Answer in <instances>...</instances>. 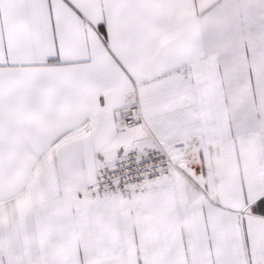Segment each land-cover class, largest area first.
I'll return each instance as SVG.
<instances>
[{"label": "snow or ice", "instance_id": "snow-or-ice-1", "mask_svg": "<svg viewBox=\"0 0 264 264\" xmlns=\"http://www.w3.org/2000/svg\"><path fill=\"white\" fill-rule=\"evenodd\" d=\"M0 264H264V0H0Z\"/></svg>", "mask_w": 264, "mask_h": 264}]
</instances>
